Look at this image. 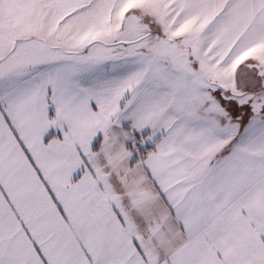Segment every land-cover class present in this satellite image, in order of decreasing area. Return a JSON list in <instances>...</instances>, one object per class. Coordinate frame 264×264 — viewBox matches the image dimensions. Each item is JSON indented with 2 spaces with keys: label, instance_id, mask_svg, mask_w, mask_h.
I'll return each instance as SVG.
<instances>
[{
  "label": "snow or ice",
  "instance_id": "6c2138e0",
  "mask_svg": "<svg viewBox=\"0 0 264 264\" xmlns=\"http://www.w3.org/2000/svg\"><path fill=\"white\" fill-rule=\"evenodd\" d=\"M0 264H264V0H0Z\"/></svg>",
  "mask_w": 264,
  "mask_h": 264
}]
</instances>
